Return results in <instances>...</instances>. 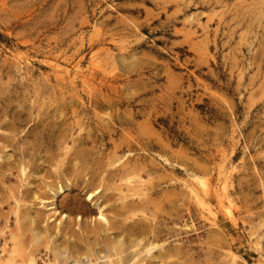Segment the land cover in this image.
<instances>
[{"label": "rangeland", "instance_id": "obj_1", "mask_svg": "<svg viewBox=\"0 0 264 264\" xmlns=\"http://www.w3.org/2000/svg\"><path fill=\"white\" fill-rule=\"evenodd\" d=\"M244 4L0 0V264L34 235L37 264H264V10ZM195 177H227L236 221Z\"/></svg>", "mask_w": 264, "mask_h": 264}, {"label": "bare ground", "instance_id": "obj_2", "mask_svg": "<svg viewBox=\"0 0 264 264\" xmlns=\"http://www.w3.org/2000/svg\"><path fill=\"white\" fill-rule=\"evenodd\" d=\"M244 4L246 7H251L252 9L255 8L257 11L260 9L264 10V0H245ZM56 67H60L58 64H55ZM90 77L88 81L92 83V78H94V73L90 72ZM261 94H264V80L262 85L259 88ZM223 171L220 170V173ZM209 173V172H207ZM185 185L188 188V192L190 194L191 198H194L195 201L199 206H202L203 209H205L209 214L212 215L213 220L216 224H218L217 221V212L218 210H223L224 215H228V218L233 219V221H236V213L233 211L234 206V198L233 195L229 189V180L227 177L223 180L222 184L219 183L220 186H218V183L213 184L211 178H203V177H195L194 179H186ZM61 191L64 192V186H61ZM214 201L218 204L216 207H214ZM52 212L53 215L59 213L58 208L54 205H52ZM216 209V210H215ZM67 214H63V217H67ZM100 218H105L104 211L101 209L100 212ZM35 235L32 237L29 244H24L21 241V238L16 237L15 245L12 246L9 249V253L5 259L9 264H37V257L34 252V250L31 248L32 244L35 242ZM152 247L157 246L155 244L151 245ZM51 253L53 254L52 263L58 264L59 262L61 264H93L91 261L81 262V261H75L72 263L70 261V257L66 256L62 251L56 249L55 247L50 248ZM238 257L236 252H232V258L233 260H236ZM262 260H264V257L262 256ZM95 264H116L115 261L112 258L104 259L102 262H95Z\"/></svg>", "mask_w": 264, "mask_h": 264}]
</instances>
